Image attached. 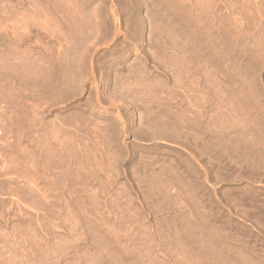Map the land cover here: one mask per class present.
<instances>
[{"label": "rangeland", "instance_id": "obj_1", "mask_svg": "<svg viewBox=\"0 0 264 264\" xmlns=\"http://www.w3.org/2000/svg\"><path fill=\"white\" fill-rule=\"evenodd\" d=\"M0 264H264V0H0Z\"/></svg>", "mask_w": 264, "mask_h": 264}, {"label": "bare ground", "instance_id": "obj_2", "mask_svg": "<svg viewBox=\"0 0 264 264\" xmlns=\"http://www.w3.org/2000/svg\"><path fill=\"white\" fill-rule=\"evenodd\" d=\"M142 35V34H141ZM106 71V70H105ZM107 80V79H106ZM129 115V114H128Z\"/></svg>", "mask_w": 264, "mask_h": 264}]
</instances>
